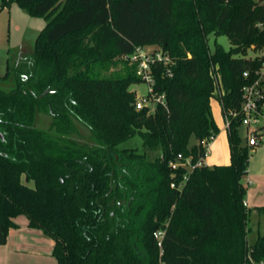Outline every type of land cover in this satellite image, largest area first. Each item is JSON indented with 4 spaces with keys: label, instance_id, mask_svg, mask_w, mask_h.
Masks as SVG:
<instances>
[{
    "label": "trees",
    "instance_id": "16d2710c",
    "mask_svg": "<svg viewBox=\"0 0 264 264\" xmlns=\"http://www.w3.org/2000/svg\"><path fill=\"white\" fill-rule=\"evenodd\" d=\"M13 2L46 23L0 76V244L22 214L54 240L58 264H259L264 234L248 242V221L264 205L243 204L250 146L238 119L227 132L229 164L196 167L178 189L170 183L185 170L169 163L178 154L195 162L200 141L219 132L213 73L222 114L238 108L264 60L246 57L264 51V2L0 0V9ZM210 35L227 36L229 49L215 43L211 51ZM144 45L172 59L171 75L153 67L166 103L153 112L135 108V64L101 74ZM36 112L51 116L57 135L34 126ZM74 121L91 143L61 137ZM134 136L144 151L121 147ZM163 227L160 249L153 233Z\"/></svg>",
    "mask_w": 264,
    "mask_h": 264
},
{
    "label": "rangeland",
    "instance_id": "374dc122",
    "mask_svg": "<svg viewBox=\"0 0 264 264\" xmlns=\"http://www.w3.org/2000/svg\"><path fill=\"white\" fill-rule=\"evenodd\" d=\"M45 22L46 21L44 18L30 16L25 10L20 8L14 2L0 9V76L5 74L8 60H9V65H12L13 62L16 60L21 47L30 49L34 46L35 40L40 30L44 27ZM215 43L220 44L226 50H228L230 47L229 39L225 35H218V36L210 35L208 39V44L211 51L214 49ZM151 46L152 48L158 47L155 45H151ZM255 54L256 51L249 49L246 57L251 58L254 57ZM130 65H131L130 62H125L120 57L115 58L109 70L105 72H101V74L104 76L124 75L126 73L127 68ZM214 74L215 76L217 75L216 72L213 73V75ZM129 90L134 91L138 97L142 96L146 93V84H144L143 82L132 83L129 86ZM211 101L218 102V98L217 97L213 98L211 99ZM214 106L216 107L214 112L215 121L219 127V130H221L223 126V121L220 120V112L218 109V104L215 103ZM74 125H75L74 132L70 134H64L61 137H69L81 143H91V139H90L91 136L88 129L82 124L78 123L77 121H74ZM34 126L38 129L48 132L51 135L54 136L57 135L55 128L52 126V118L48 114L36 112L34 119ZM240 135L242 138V144L250 146L247 174L242 179L244 185L247 182L246 179L251 182V184L246 187V193H247V190L251 191L260 184L264 185V182H262L264 178V137L262 138V141H258V142L247 141L245 139V129L243 128L240 130ZM219 140L220 141L222 140V147L219 148V151H214L212 154L218 156L219 153L222 152V155L224 157L223 159L224 162L226 164H229L230 149L228 144L227 131H223L220 133L216 141ZM196 142L197 139L195 138V136L191 135L188 145L192 146ZM121 147H129V148L136 147L139 152L144 151V148L142 146V140L139 136H134L129 140L125 141L124 143L121 144ZM157 155H158V151H153L149 153V158L154 159ZM214 155H212V158L214 157ZM215 162H219V161L216 160ZM28 183L32 184V181H29ZM263 190H264V186H263ZM248 208L250 209L252 207H248ZM248 226L251 229V231L248 234V242H251L256 237L264 234V212H259L258 210L251 209ZM259 264H264V258L260 261Z\"/></svg>",
    "mask_w": 264,
    "mask_h": 264
},
{
    "label": "built area",
    "instance_id": "2783aa9c",
    "mask_svg": "<svg viewBox=\"0 0 264 264\" xmlns=\"http://www.w3.org/2000/svg\"><path fill=\"white\" fill-rule=\"evenodd\" d=\"M259 1L264 2V0ZM256 56L264 58V51H257L254 57ZM125 58L128 59L130 63L136 65V75L140 78L141 82L146 84V93L139 97L136 95L135 108L142 109L146 107L149 112H153L157 104L166 107L165 94L163 92H157L154 89L155 81L152 70L154 66L160 64L166 69L165 72L168 75H171L170 67L172 65V59L168 53L160 47L152 48L151 45H144L135 47L133 52ZM254 75V80L245 84L241 89L242 96L238 108L228 110L225 115H223L222 128L228 132L231 120L236 118L238 119L240 130L242 128L245 129V139L247 141L258 142L262 141V138L264 137V60L262 61L260 68L254 71ZM243 77L249 78L250 72L244 71ZM213 78L215 96H221V85L215 74L213 75ZM216 136L217 134H212L200 141L204 152L195 162L191 161V156L183 157L181 154H178L176 159L169 163L172 170H177L179 168L185 170L180 183L176 184L172 181L170 187L181 189L187 180L188 175L194 170V168L207 165L205 159L210 152L211 145ZM174 175L175 173L173 172L172 176ZM243 204L246 205L244 201ZM164 233L165 227L159 228L153 233V237L160 249Z\"/></svg>",
    "mask_w": 264,
    "mask_h": 264
},
{
    "label": "crops",
    "instance_id": "0c3cea01",
    "mask_svg": "<svg viewBox=\"0 0 264 264\" xmlns=\"http://www.w3.org/2000/svg\"><path fill=\"white\" fill-rule=\"evenodd\" d=\"M215 103L218 104L220 120L223 121L221 106L217 101H211L213 117L216 108L214 106ZM223 131L226 130L221 128V130L217 133V136L211 145L210 152L205 159L207 165L209 166L226 165L223 160L224 157L222 152L219 153L218 156L212 154L214 151H219V148L222 147V140H216ZM212 155H214L213 158ZM216 160L219 162H215ZM246 181L245 185L247 187L251 184V182L247 179ZM262 182H264V178ZM263 186L264 185L260 184L251 191L247 190V193L245 194L246 196L244 197L246 207L264 205ZM13 221L16 226L9 229L5 243L0 244V264H58L57 260L52 255L54 240L49 235L39 228H31L29 226V220L25 215H18L13 219Z\"/></svg>",
    "mask_w": 264,
    "mask_h": 264
},
{
    "label": "water",
    "instance_id": "95a60500",
    "mask_svg": "<svg viewBox=\"0 0 264 264\" xmlns=\"http://www.w3.org/2000/svg\"><path fill=\"white\" fill-rule=\"evenodd\" d=\"M252 146H253V143H252Z\"/></svg>",
    "mask_w": 264,
    "mask_h": 264
}]
</instances>
